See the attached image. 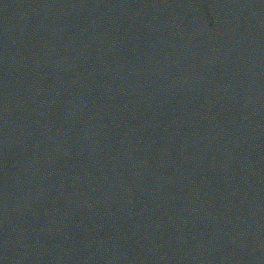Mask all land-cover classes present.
I'll use <instances>...</instances> for the list:
<instances>
[{"label":"water","instance_id":"obj_1","mask_svg":"<svg viewBox=\"0 0 264 264\" xmlns=\"http://www.w3.org/2000/svg\"><path fill=\"white\" fill-rule=\"evenodd\" d=\"M0 264H264V0H0Z\"/></svg>","mask_w":264,"mask_h":264}]
</instances>
